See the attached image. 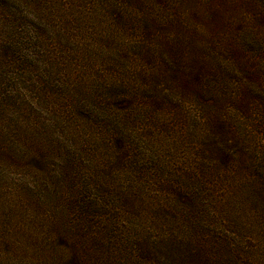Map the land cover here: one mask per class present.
<instances>
[{
	"label": "trees",
	"instance_id": "1",
	"mask_svg": "<svg viewBox=\"0 0 264 264\" xmlns=\"http://www.w3.org/2000/svg\"><path fill=\"white\" fill-rule=\"evenodd\" d=\"M205 203L264 264V0H0V264H207Z\"/></svg>",
	"mask_w": 264,
	"mask_h": 264
},
{
	"label": "rangeland",
	"instance_id": "2",
	"mask_svg": "<svg viewBox=\"0 0 264 264\" xmlns=\"http://www.w3.org/2000/svg\"><path fill=\"white\" fill-rule=\"evenodd\" d=\"M172 177L175 178V176ZM217 180L222 184L231 181L228 178L225 179L223 177L217 178ZM184 185H188V183H185ZM161 195L165 202H169V197H172L171 193L164 189V187L161 189ZM103 200L106 204L111 201V199L106 196H103ZM171 201H174V203H172L173 213L171 215H175L176 219L170 217V215L163 216V219L165 220L163 230L175 234L178 229H183V225L180 221L193 205L189 200L184 204H179L176 196H173ZM237 210L238 211L234 212V210L231 209V211L218 214L217 211H214L211 203H208L207 205L205 203L202 207L197 209L196 214L198 216V221L195 225L197 229L196 233L200 235L202 241L206 242V247H204V249L209 253L207 264H239V209ZM161 214L162 211L157 214V217L162 220ZM112 217H114V215ZM122 235L126 236L123 233ZM124 239L125 238L122 237L119 241ZM111 244H113L112 241L110 245ZM172 247L173 250L177 252L187 248L191 249L193 248V245L186 242H179L177 247L174 245H172ZM101 250L103 253L113 252V248L109 249L108 247L103 246H101L100 250L97 249L96 252ZM158 255L163 256V254ZM161 259L163 260V258ZM166 259H173V257L169 253ZM116 262L117 261H114L113 263Z\"/></svg>",
	"mask_w": 264,
	"mask_h": 264
}]
</instances>
